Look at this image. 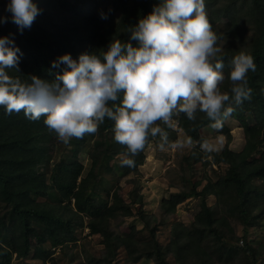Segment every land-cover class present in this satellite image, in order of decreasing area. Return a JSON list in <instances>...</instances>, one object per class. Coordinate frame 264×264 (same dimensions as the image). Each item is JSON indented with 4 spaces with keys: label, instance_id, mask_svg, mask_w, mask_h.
Instances as JSON below:
<instances>
[{
    "label": "trees",
    "instance_id": "16d2710c",
    "mask_svg": "<svg viewBox=\"0 0 264 264\" xmlns=\"http://www.w3.org/2000/svg\"><path fill=\"white\" fill-rule=\"evenodd\" d=\"M6 2L0 0V15L5 14ZM35 2L43 11L30 29L20 34L17 26L9 22L0 25V36L15 33V43L23 52L19 65L22 79L36 75L51 80L58 71L52 68L51 62L57 57L70 53L75 59L85 52L106 49L113 38L127 41L128 27L150 13L159 0ZM205 6L213 30L221 19L229 24L218 32L223 35L220 53L224 55L218 53L219 57L213 58V62L219 58L224 64L221 91L231 95L228 75L232 58L240 51L253 56L256 70L248 73L251 99L232 105L235 111L230 118H243L245 145L240 152L229 147L232 140L229 127L221 129L229 141L221 153L202 152L197 142L204 138L201 130L211 121L202 112L196 114L194 121L183 113L177 116L183 133L196 143L179 163L180 182L191 184L192 189L182 187L162 201V208L166 215H173L189 196H199L202 202L195 220L190 226L174 224L172 241L167 247L155 238L143 242L134 227L126 236L118 235L112 230L113 221L132 217V207L140 205L137 210L140 217L146 226L151 225L148 216L141 211L143 195L135 187L127 203L111 198L110 188L100 189L97 182L90 184L101 174L102 165L106 173L116 176L120 173L118 178L137 173L145 162V148L135 157V167H121L118 163L110 166L117 154L126 152V146L116 142V149L109 150V136L113 139L112 121L106 119L99 126L90 150L87 148L91 139L86 135L82 139L72 138L68 158L52 168L49 148L56 135L43 123L44 117L32 121L22 111L7 115L0 107V264H12L15 255L27 258L33 250L30 246L33 236L37 239L33 256L47 262L54 251H65L70 244H75L78 234L86 229L90 236L99 235L105 246V255L90 259L89 264H111L118 253L123 252L129 264H137L144 258L155 264H170L169 254L174 255L177 264H264V240L258 247L249 240L250 228L264 226V0H205ZM101 11L108 15L107 19L100 18ZM131 42L136 45V41ZM155 138H159V134ZM85 151L94 158L105 156V159L102 165L92 159L91 168L83 178L84 167L79 158ZM199 162L227 168L216 181L207 176L201 194L198 193L201 182L195 181L192 174ZM52 192L57 195V203L44 201L53 196ZM209 197H216L215 206L208 205ZM235 223L243 229L242 241ZM154 232L152 229L153 235Z\"/></svg>",
    "mask_w": 264,
    "mask_h": 264
},
{
    "label": "clouds",
    "instance_id": "9594fccd",
    "mask_svg": "<svg viewBox=\"0 0 264 264\" xmlns=\"http://www.w3.org/2000/svg\"><path fill=\"white\" fill-rule=\"evenodd\" d=\"M42 11L35 0H7L0 25L14 23L22 34ZM100 18L108 15L101 11ZM128 33L127 41L113 38L106 49L75 59L70 53L57 57L51 62L58 69L51 80L36 75L22 79L23 52L15 33L0 36V107L7 115L22 111L32 121L43 116V123L64 144L96 133L110 120L114 141L126 146L120 165L133 168L135 157L157 134L161 150L193 144L191 137L169 142L160 124L171 129L181 113L194 121L202 112L218 132L235 111L232 105L251 99L248 73L256 64L248 52L232 58L231 95L221 91L224 64L213 58L222 50L223 35L213 30L205 0H159ZM216 140L197 143L211 154L218 151L222 137Z\"/></svg>",
    "mask_w": 264,
    "mask_h": 264
},
{
    "label": "rangeland",
    "instance_id": "374dc122",
    "mask_svg": "<svg viewBox=\"0 0 264 264\" xmlns=\"http://www.w3.org/2000/svg\"><path fill=\"white\" fill-rule=\"evenodd\" d=\"M214 25V31L217 33L228 28V21L221 19L216 22ZM222 42V43H221ZM220 42L221 49L223 50L222 45H224L223 40ZM221 50V51H222ZM221 56L224 55V52L220 53ZM217 57H219L217 55ZM225 75V70H222ZM177 123L174 128H166L165 125L160 124L162 128L168 133L169 142L184 141L187 136L183 133L182 129L179 127L177 117L174 118ZM229 127L231 129V142L228 141V136L223 134L220 129L218 132L211 129L209 125L201 130V136L204 138H210L213 142H217L216 138L222 137V141L218 143L217 153H221L229 143L231 150L235 152H240L245 145V135L243 129V118L238 116L235 118H228L224 121L223 131ZM86 136L91 139V143L88 146L87 150H90V147L93 145L94 139L97 137V132L94 134H86ZM109 150L114 151L116 149V142L110 138ZM72 140V139H71ZM70 140V141H71ZM159 138H153L146 144L145 147V162L142 166L139 167L137 173H132L129 176L123 177L120 173H117L116 176L114 173H106L105 166L101 163L104 161L103 158L93 157L89 155L88 152H84L80 155L79 160L81 161L84 170L83 178L88 174L89 168H91V162L93 160H98L99 165H102L101 174L92 180L90 185H93L95 182L99 183L101 187L110 188L111 198L124 201L129 203L130 198L129 194L131 191L138 187V190L144 197L143 204L141 206V211L148 216V219L151 223L150 226H146L144 219L139 215L138 207H132L134 215L128 218H117L113 221L112 230L118 235L126 236L130 233L131 228L136 229V233L142 241H153L155 238L160 242L163 247H167L172 241V230L173 226L176 223H182L185 226H190L191 223L195 220L196 215L200 211V206L202 199L199 196H189L184 202L179 204L176 208L175 214L166 215L165 211L162 208V201L169 199L173 194H176L180 191L182 187L189 190L192 189L191 184H182L180 181V166L179 163L185 155H189L191 149L196 146V143L193 142L192 145H185L182 148H166L161 150L158 144ZM72 146L70 142L64 144L60 142L57 137H53L49 154L51 156V167L55 168L61 162L67 159L68 155L71 153ZM264 154V153H263ZM67 157V158H66ZM123 158V154L116 155L114 160L110 162V166H113L115 163L120 164V160ZM211 161V157L208 158ZM102 161V162H101ZM227 168L225 166H217L216 164H211L210 166H205L204 163H197L192 171L195 181H200L201 185L198 189V193H202L207 184V176H210L215 181L219 174L226 172ZM173 184H176L180 187H175ZM264 189V184H262ZM53 196H49L44 201L48 203H57V195L52 192ZM208 205L215 206L217 203L216 197H209L206 199ZM236 228L238 238L243 240V229L237 223L234 224ZM155 230L154 235L151 233V230ZM89 230L86 229L84 232L78 234L76 242L69 245L65 251H60L59 249L54 251V254L47 260L43 262L40 258L33 256V250L36 247V238L30 239V246H32V253L26 258H18L17 255L14 256L12 264H89L90 259H99L105 255V246L102 243V238L99 235L90 236ZM249 240L253 243L255 247H258L260 242L264 240V226L263 227H254L249 229ZM239 241V245L243 246V242ZM127 259L126 253H118L117 258L111 264H129L125 260ZM167 259L170 264H177L175 262V257L173 254L167 255ZM137 264H155L153 260L144 258ZM226 264V263H221ZM227 264H238V263H227Z\"/></svg>",
    "mask_w": 264,
    "mask_h": 264
}]
</instances>
